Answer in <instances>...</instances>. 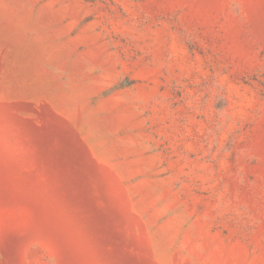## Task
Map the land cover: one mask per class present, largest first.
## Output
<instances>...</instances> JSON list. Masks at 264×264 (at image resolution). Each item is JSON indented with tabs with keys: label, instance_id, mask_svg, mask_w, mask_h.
<instances>
[{
	"label": "rangeland",
	"instance_id": "1",
	"mask_svg": "<svg viewBox=\"0 0 264 264\" xmlns=\"http://www.w3.org/2000/svg\"><path fill=\"white\" fill-rule=\"evenodd\" d=\"M0 264H264V0H0Z\"/></svg>",
	"mask_w": 264,
	"mask_h": 264
}]
</instances>
